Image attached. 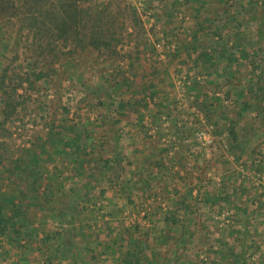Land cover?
I'll return each mask as SVG.
<instances>
[{
	"label": "crops",
	"instance_id": "1",
	"mask_svg": "<svg viewBox=\"0 0 264 264\" xmlns=\"http://www.w3.org/2000/svg\"><path fill=\"white\" fill-rule=\"evenodd\" d=\"M160 1L150 10L149 25L171 35V54L156 57L142 49L102 69L93 65L91 55L64 59L65 82L77 86L79 99L92 100L90 110L65 105L50 128L19 138L22 145L17 143L10 159L0 164V204L9 218L13 207L23 209V220L29 223L27 237L19 235L27 245L20 255L29 260L21 262L133 264L132 255L156 252L147 245L137 250L128 244L154 235L160 241L172 237L176 244L188 239L194 257L204 255V263L192 264H264V115L254 119L253 129L246 102L228 110L219 100L218 106L208 101L202 119L197 118L200 108L182 102L179 84L186 78L195 93L196 79L204 77L209 94L219 89L221 96L227 95L226 80L238 75L230 63L238 61L227 54L226 43L214 41L212 34L204 36L208 29L226 25L221 15L209 22L191 15L182 22L180 12H191L193 4L188 9L175 6L174 0ZM214 3L223 15L222 0ZM252 106L264 110V99ZM200 121L217 130L214 146L196 144L181 129ZM228 124L235 142L227 133ZM146 205L149 224L132 223L141 216L136 209ZM98 220L95 230L92 222ZM106 231L112 233L108 239ZM7 234L11 232L0 240ZM32 235L35 242L30 243ZM47 235L50 240L42 244ZM81 237L118 238L122 244L84 249ZM90 250L92 262L86 260ZM180 251L178 245L174 257ZM177 263L174 258L170 264ZM140 264L156 262L142 257Z\"/></svg>",
	"mask_w": 264,
	"mask_h": 264
},
{
	"label": "rangeland",
	"instance_id": "2",
	"mask_svg": "<svg viewBox=\"0 0 264 264\" xmlns=\"http://www.w3.org/2000/svg\"><path fill=\"white\" fill-rule=\"evenodd\" d=\"M97 1H106V0H97ZM128 4H131L137 11L142 25L141 30L137 37H125L124 44L122 45V53L130 54L137 53V51H141L142 49H148L149 52L153 53L152 55L158 56L156 53L157 51L154 49V44L163 40L165 46L169 47L167 53L165 55H169L172 52L174 39L171 38L168 32L162 31V28L150 27V21L153 19V14L150 13V10L157 9L159 6L156 3H162L160 0H123ZM199 0H174V5L178 7H187L190 9L192 4L195 6L191 12H188L186 15L180 12V16H178V20H182V22L186 21V17L189 16H200L203 18L204 22L209 21H216L213 15L221 17L220 20H223L222 28L217 30L208 29V35H204L207 38H210V34H212L213 40L216 42H224L228 48V53L233 56V59L237 62L230 63V66H235L236 70H238V75L233 77L229 76L227 81V86L230 90H228V94L222 93L220 94V90L212 91L210 94L207 91V88L204 86L206 85V78L198 77L197 80V91L195 93L192 90V85L188 78L180 79L181 84H179L180 92H182V102L185 104H192L193 106L199 109V112H202L200 116H197L198 119L204 118L205 115V107L206 102H213L212 105L218 106L222 104L223 107L230 109H234L236 104H243L244 102L249 104L247 107V117L251 119L252 124L251 128H255L254 119H258L262 115H264V110L256 109L252 106L253 103L259 102V100L264 99V0H222L223 3V10L225 13L222 15V11L219 13L216 8L214 0H200L201 2L198 5H202L199 11L196 12L198 7L197 3ZM190 4V5H189ZM208 5L207 10L202 11L205 6ZM210 7H212L213 13L211 14ZM205 13V14H203ZM205 15V16H204ZM190 18V17H189ZM216 18V17H215ZM184 19V20H183ZM155 21V20H154ZM228 23V24H227ZM180 30H178L179 33ZM205 34L206 32L203 31ZM13 36H11V40L7 41L6 38L0 32V68H2L5 63L9 62L13 53ZM224 40V41H223ZM238 43L237 45H235ZM137 44V47L135 46ZM153 44V51L152 49ZM235 45V46H234ZM140 46V47H138ZM240 48H239V47ZM22 47V44H21ZM238 48V51H235ZM234 53V54H232ZM6 57V58H5ZM93 56H91L92 58ZM19 59L17 62L12 63L13 68H20L19 66L22 65L23 71H29L30 68L27 67L25 64H22ZM55 73L51 74V82H48V79L39 81L35 84V90L37 92L32 95V92L28 94L25 93L24 96V106L25 110L18 115L15 121L16 124L10 125L9 131L12 136L9 139H6L5 146L11 153L18 149L17 141L19 138L28 137L30 133H37L39 131L44 133L45 127L48 124H52V121L58 119V116L61 115V111L59 108H63L68 105L69 107H74L80 109L83 105L87 107L91 104L92 101L88 96H85V99H79L78 96L81 93L79 89H77L76 85H67L65 82V76L67 72L65 71L64 60L58 61L55 65ZM82 68V67H81ZM83 69V68H82ZM65 71V72H64ZM73 74V73H71ZM92 76L91 73H86L88 76ZM91 74V75H90ZM74 77L76 78V73H74ZM90 81V79H86L85 81ZM89 89V87H88ZM97 92V91H96ZM88 95V94H86ZM90 95V94H89ZM150 102L153 104L156 102V97H150ZM226 102V104H225ZM1 106V102H0ZM179 106V105H178ZM181 106V105H180ZM199 106V107H198ZM204 112V113H203ZM244 112V110H243ZM251 112V115H249ZM75 113V112H74ZM75 115V114H74ZM19 125H22L23 128H17ZM182 127V126H179ZM226 127L227 129H232L233 127L228 124ZM181 129L185 130L189 135L193 137V142L196 144L207 145L208 147L214 146L215 142L213 141L212 135L216 133V129L211 126H205L200 121L199 125H192L186 128L183 126ZM202 133L203 135L209 137V142L206 140L199 139V134ZM22 145L21 142L18 143ZM149 205L143 206L140 211L139 208L136 209V212H139L141 216L132 218L131 222H137L140 225L143 224L144 221L149 224L147 221L146 214L150 210L148 207ZM135 212V213H136ZM145 212L144 216L143 213ZM129 221V220H128ZM217 221H219L217 219ZM24 224V225H23ZM22 226L19 227V232H15V228L10 226L8 227V231L11 234H7V239L0 240V264H26L24 261L25 259L28 261V257H24L20 255L21 251L20 248L26 245V243H22L20 237L17 236L13 238L12 235H21L20 232L28 230L27 222H23ZM101 222L98 220L96 222H92L94 229L96 230L99 227ZM146 225V226H147ZM135 224L132 225V227ZM157 226V227H156ZM154 228H158L159 225L153 226ZM59 229V228H58ZM10 237V238H9ZM7 242V244H6ZM149 250H154L156 254H148L142 252V254L135 256L132 255L131 262L133 264H140L142 257L144 259L149 257L151 261L160 262L163 261V264H170L174 258L180 261L179 264H192L191 261L197 260L198 263H204V255L202 254L199 258V254L196 257L191 253V245L188 239H182L179 244H176V241L172 239V237L164 239V241H160L159 237L154 235H150L148 240L145 241ZM150 247V246H152ZM179 245V249L181 248L180 253L177 257H174L172 253L175 248ZM157 248V249H155ZM7 249V251H6ZM162 249H165V252L162 253ZM24 250V249H23ZM27 250V248L25 249ZM158 251L160 253L158 254ZM12 253L8 256L9 253ZM23 252V251H22ZM24 253V252H23ZM24 257V258H23ZM23 258V259H22ZM20 260V261H19ZM178 264V263H177Z\"/></svg>",
	"mask_w": 264,
	"mask_h": 264
},
{
	"label": "trees",
	"instance_id": "3",
	"mask_svg": "<svg viewBox=\"0 0 264 264\" xmlns=\"http://www.w3.org/2000/svg\"><path fill=\"white\" fill-rule=\"evenodd\" d=\"M141 25L136 9L123 0H0V32L7 41L11 40V36L14 40L13 55L0 68V164L10 159L11 152L4 147V142L13 134L9 131L10 125L21 122L15 120L25 110V93L32 92L34 95L37 92L35 84L39 81L48 79L51 82V74L56 72L54 65L60 60L91 55L93 65L102 69L107 62L130 57V54L121 51L124 39L126 36L137 37ZM238 50L236 48L235 51ZM21 58L20 61L30 68L29 71L24 72L22 65L20 68L12 67V63ZM87 107L83 105L80 108L86 110ZM59 109L65 111V107ZM17 128L22 129L23 126ZM227 133L235 142L233 131L227 129ZM6 209L0 204V235H5L10 226L15 228V232L23 227V209L13 207L10 211L12 218L7 217ZM88 226L84 225L87 228L82 230L84 234L89 232ZM133 232H137V227L133 228ZM20 234L27 237L29 233L22 231ZM105 234L108 239L107 236L112 233L106 231ZM27 240L35 242L33 235ZM49 240L50 236L47 235L41 239V243L46 244ZM116 243L122 244L118 238H111L110 241L99 240L98 237L88 241L86 238L80 239V244L87 247L84 249L118 246ZM128 245L137 250L146 248L145 240ZM89 252L86 260L92 262L95 257L91 250ZM128 258L124 257L126 260Z\"/></svg>",
	"mask_w": 264,
	"mask_h": 264
},
{
	"label": "built area",
	"instance_id": "4",
	"mask_svg": "<svg viewBox=\"0 0 264 264\" xmlns=\"http://www.w3.org/2000/svg\"><path fill=\"white\" fill-rule=\"evenodd\" d=\"M154 49L159 54V57H163L167 53V50H169V47L165 46L164 41L161 40L157 42L156 44H154ZM198 138H202L206 140L207 142H209V137L203 135L202 133L199 134Z\"/></svg>",
	"mask_w": 264,
	"mask_h": 264
}]
</instances>
